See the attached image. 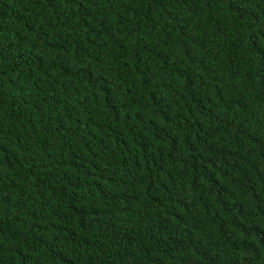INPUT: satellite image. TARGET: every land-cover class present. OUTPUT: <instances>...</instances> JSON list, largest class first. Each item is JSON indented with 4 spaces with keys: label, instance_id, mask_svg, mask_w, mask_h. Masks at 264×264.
Instances as JSON below:
<instances>
[{
    "label": "trees",
    "instance_id": "obj_1",
    "mask_svg": "<svg viewBox=\"0 0 264 264\" xmlns=\"http://www.w3.org/2000/svg\"><path fill=\"white\" fill-rule=\"evenodd\" d=\"M0 264H264V0H0Z\"/></svg>",
    "mask_w": 264,
    "mask_h": 264
}]
</instances>
